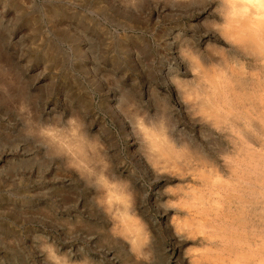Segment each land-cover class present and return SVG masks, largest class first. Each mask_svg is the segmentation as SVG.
I'll return each instance as SVG.
<instances>
[{"label": "rangeland", "instance_id": "374dc122", "mask_svg": "<svg viewBox=\"0 0 264 264\" xmlns=\"http://www.w3.org/2000/svg\"><path fill=\"white\" fill-rule=\"evenodd\" d=\"M135 1L0 0V264L216 263L214 239L194 230L205 215L190 208V194L201 191L198 197H205L207 185L231 180L233 165L245 157L241 131L257 147H264V139L252 136L241 117L235 123L241 129L233 133L228 122L217 128L203 117L193 92L206 88L195 84L186 62L180 67L186 82L167 81L159 58L150 53L152 33L159 42L167 28L152 24L148 0H137L138 7ZM213 68L207 74L217 73ZM256 86L242 93L257 95ZM239 103L234 104L241 113L245 104ZM140 123L159 124L164 131L172 127L174 139L190 140L207 163L202 169L195 163L156 165ZM80 131L85 139L96 137L100 153L85 168L70 162L66 146ZM107 168L115 176L109 179L114 197L99 184L98 172ZM139 230L146 253L129 246ZM259 237L249 242L264 251Z\"/></svg>", "mask_w": 264, "mask_h": 264}, {"label": "bare ground", "instance_id": "6f19581e", "mask_svg": "<svg viewBox=\"0 0 264 264\" xmlns=\"http://www.w3.org/2000/svg\"><path fill=\"white\" fill-rule=\"evenodd\" d=\"M135 2L137 3V0ZM135 2H133V4H135ZM139 2L134 6L138 7V4H140ZM147 4V7L149 6L148 12L152 24L155 25L157 22H162L167 28V30H165L166 34H164L159 42L155 32L151 35L152 39L150 38L151 56L153 59L159 58L157 59L159 61L158 64H160L168 74H166L167 81L169 83H174V85L184 84L186 81L181 77L183 72L180 70V67L186 62L193 72L192 76H194L193 81H195V84L202 83L203 86H205L203 88H206L205 90L202 88L204 91L199 89L195 90L192 88L193 85L190 86L191 83H188L190 84L189 87H191L193 91L195 90L193 92V94L195 93V98L200 100L199 103H197L196 100L195 104H198V110L201 111H199L200 114L202 113L204 115L203 117L211 120L212 124L218 126L217 128H219L221 124L223 125V123L228 122L232 128V133L233 130H235V132L239 131L238 129L240 127L238 126L239 128L237 129V124L235 123L237 119L241 117L245 120V124L250 127L251 131H253L251 132L253 133L252 136L255 134V138L260 137L261 139L263 137L262 139H264V132H260L261 129L257 130L253 127L255 124H253V119H257L261 124L260 127L264 130V93L261 95V92H264V0H148ZM154 27L155 26L152 27L153 30L155 29ZM149 32H151V30ZM213 67L217 68L220 72L218 73L217 70V73H213V75L207 74L209 71H206H213ZM186 71L187 70H184V73ZM246 71H253V74H251L250 77H247ZM255 85L259 86L257 95L253 91L250 92V90L249 92L246 91V93H242V89H244V92L247 87L249 88L250 86L253 87ZM186 86L188 87V85ZM238 88L239 90H237ZM260 88L263 90L260 91ZM184 96L185 95H183V97ZM188 96H185L184 98H187ZM186 100L188 101V99ZM243 100H245V102L248 101L249 107H246L247 105L246 103H243ZM238 102L241 103H239L240 105L245 104V106H243V108L245 107V110H242L243 108L241 106V113L237 112L239 106L234 104ZM190 110L192 111V109ZM196 112L198 114L197 110ZM193 114L196 116V113L193 112ZM141 125L145 130L146 137L149 139L150 151H152V156L156 165L160 162H165L166 164L164 163V165L183 163L189 167V165L195 163L194 165L197 168L200 167V169H202V166L207 163L208 157H206V154L203 155L196 146H190L188 144L190 140H187V142L185 139L181 141H176L174 139L172 135V127L170 130L164 131L159 127V124L158 126L156 125L159 128L146 126L145 123H142ZM224 127H226V125ZM257 127L259 126L257 125ZM247 131L250 133L249 129H247ZM83 133V131L78 132V137H75L76 141L74 143L73 141L69 142L66 146L70 151V162L73 164H82L83 168H85L87 162L89 163L91 161L90 159L94 157V154L98 156L100 153L98 147H95V141L97 144L96 137L93 138V136H87L85 139L84 137L86 135L84 136ZM240 134L241 150H243L245 157L242 158L243 160L242 162L240 161V163L239 161H237L238 163L235 161L237 164L235 163V165H233L234 168L229 172L231 180H224L223 183L216 187H214V183H212L213 185L208 183L209 186L207 185V188H205L204 191L206 192V194H204L205 197H198L201 191H197L196 187L194 190L197 191L196 193H198V195L192 192L191 194L189 193L190 198L192 199L190 208L192 207L195 211H201L202 214L205 215V219L197 220L196 225H193L194 230L198 229L206 235L207 238L214 239L215 248L211 250V258H216V263L213 262L214 264H264V251L257 247V242H249V239L251 240V238L256 241L258 239L257 237L260 235L262 236L260 241L264 240V147L255 146L254 144L257 142L245 138L243 131H241ZM248 134L247 136H249ZM259 145L260 144H258V146ZM87 147H90L92 154ZM225 153L224 150V154ZM232 155H234V153ZM229 156L231 155H228V157ZM232 163L234 164V162ZM160 165L161 164H159V166ZM159 166L158 168L161 169ZM175 166L176 168L179 167L177 164ZM210 166H213V164H210ZM152 167L154 168V166ZM158 168H156V170ZM242 169L244 170L242 171ZM104 170L98 172L100 176L103 177L99 184L106 188L105 190H110L109 179H115V176L110 168ZM156 170L155 172H157ZM161 171L165 172L167 169ZM174 171L176 172L177 170ZM190 171L193 172V170ZM182 172L183 170L181 173ZM203 175L207 179H210V177L212 178L210 175ZM214 175L220 177L223 174L216 172ZM96 180H98V177H96ZM211 181L214 182L213 180ZM113 189L114 188L110 190L109 197L115 196ZM185 191H187V189ZM201 193L200 196L202 195ZM128 213L129 212L126 211L124 216L127 217H122L125 226L127 225L126 219H128ZM192 215L194 216V214ZM186 221L189 222L188 220ZM140 230L138 231V236L134 237L131 241H129L126 237L127 235H125L127 241L132 244H129V246H133L135 250L139 248L138 251L142 248L140 245L146 244H141L143 232ZM126 231H122L121 229L120 232ZM257 232L259 233V236L257 235ZM145 236L147 235L145 234ZM248 242L249 245L245 246ZM261 246H263V243ZM134 249L130 250H132L133 253H136ZM245 250H249L250 253L247 254ZM141 251L146 253V250H143V248ZM204 257L209 258L207 254L204 255ZM192 262L193 261L190 263ZM201 263L203 262L201 261ZM208 263L210 262H207V264ZM192 264H194V262Z\"/></svg>", "mask_w": 264, "mask_h": 264}]
</instances>
